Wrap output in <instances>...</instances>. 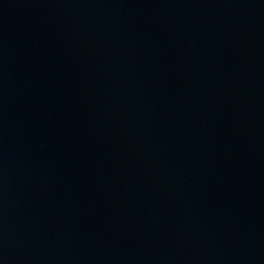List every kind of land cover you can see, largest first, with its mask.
<instances>
[{"label": "water", "instance_id": "obj_1", "mask_svg": "<svg viewBox=\"0 0 264 264\" xmlns=\"http://www.w3.org/2000/svg\"><path fill=\"white\" fill-rule=\"evenodd\" d=\"M203 264H264V0H241L231 113Z\"/></svg>", "mask_w": 264, "mask_h": 264}]
</instances>
